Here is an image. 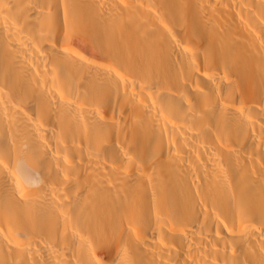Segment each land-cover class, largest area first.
<instances>
[{
  "label": "bare ground",
  "instance_id": "obj_1",
  "mask_svg": "<svg viewBox=\"0 0 264 264\" xmlns=\"http://www.w3.org/2000/svg\"><path fill=\"white\" fill-rule=\"evenodd\" d=\"M0 264H264V0H0Z\"/></svg>",
  "mask_w": 264,
  "mask_h": 264
},
{
  "label": "clouds",
  "instance_id": "obj_2",
  "mask_svg": "<svg viewBox=\"0 0 264 264\" xmlns=\"http://www.w3.org/2000/svg\"><path fill=\"white\" fill-rule=\"evenodd\" d=\"M21 166V162H17L16 168L19 169ZM22 186L24 187L25 191H29L32 189H37L41 186L43 183V179L40 176V173L38 171L34 172L33 175L27 179L21 180Z\"/></svg>",
  "mask_w": 264,
  "mask_h": 264
}]
</instances>
